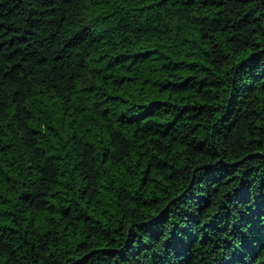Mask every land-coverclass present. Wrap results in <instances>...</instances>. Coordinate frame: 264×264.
Masks as SVG:
<instances>
[{
	"label": "trees",
	"instance_id": "obj_1",
	"mask_svg": "<svg viewBox=\"0 0 264 264\" xmlns=\"http://www.w3.org/2000/svg\"><path fill=\"white\" fill-rule=\"evenodd\" d=\"M0 264H264V0H0Z\"/></svg>",
	"mask_w": 264,
	"mask_h": 264
}]
</instances>
